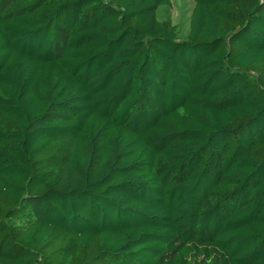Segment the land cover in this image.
I'll return each instance as SVG.
<instances>
[{
  "label": "trees",
  "instance_id": "obj_1",
  "mask_svg": "<svg viewBox=\"0 0 264 264\" xmlns=\"http://www.w3.org/2000/svg\"><path fill=\"white\" fill-rule=\"evenodd\" d=\"M0 0V264H264V0Z\"/></svg>",
  "mask_w": 264,
  "mask_h": 264
},
{
  "label": "rangeland",
  "instance_id": "obj_2",
  "mask_svg": "<svg viewBox=\"0 0 264 264\" xmlns=\"http://www.w3.org/2000/svg\"><path fill=\"white\" fill-rule=\"evenodd\" d=\"M192 8V0H169V4L160 7L156 15L159 20L168 21L176 28L179 40H185L189 32Z\"/></svg>",
  "mask_w": 264,
  "mask_h": 264
}]
</instances>
